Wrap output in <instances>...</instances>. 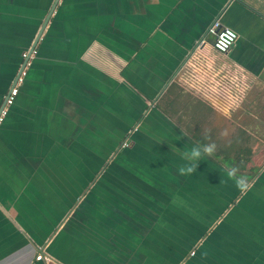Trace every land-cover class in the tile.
I'll use <instances>...</instances> for the list:
<instances>
[{
  "label": "crops",
  "instance_id": "0c3cea01",
  "mask_svg": "<svg viewBox=\"0 0 264 264\" xmlns=\"http://www.w3.org/2000/svg\"><path fill=\"white\" fill-rule=\"evenodd\" d=\"M52 2L0 0V106ZM217 17L237 33L225 54L207 33ZM197 56L243 76L233 108L191 84ZM28 61L0 124V264H183L173 252L199 246L233 202L196 241L183 238L180 191L228 181L181 113L239 108L237 130L264 134V0H58ZM173 84L172 109L161 99ZM88 128L124 133L133 157L123 151L103 175L126 140L102 163L87 157L103 141L77 137ZM132 161L140 173L120 174Z\"/></svg>",
  "mask_w": 264,
  "mask_h": 264
},
{
  "label": "trees",
  "instance_id": "16d2710c",
  "mask_svg": "<svg viewBox=\"0 0 264 264\" xmlns=\"http://www.w3.org/2000/svg\"><path fill=\"white\" fill-rule=\"evenodd\" d=\"M39 24H36V28ZM33 34L34 32L31 33L32 36L29 38V41L33 38ZM26 51L27 50H22L19 59H24L23 53ZM29 65L30 61L26 69ZM176 91V85L173 84L162 95L161 100H163L165 96H168V101L166 102L168 108L173 109L177 105V99L173 97ZM156 105L159 107L161 104L158 102ZM194 105L195 104H192L191 106ZM8 110L9 108H7L4 117ZM190 114L194 117L201 116L200 113L191 108ZM187 122L189 123V119H187ZM215 129L216 128H210L205 131L206 134L201 132L200 129H195L193 132H190L189 135L192 141L197 142L202 148L209 145L212 146V151L208 152V154L212 156L222 168L221 176L224 178L222 182L228 181V183L215 184L214 194L211 191L213 188L210 184H208V188L205 190L193 194L192 191L186 189L180 191L181 193L178 194L180 195V198L178 200L184 201L183 203H186L185 206L187 207H183L186 211L184 210L182 216L178 217V223H183V238H187L186 240L192 238L191 241H196L208 226L207 225L203 228L199 227L200 224H198V222L201 214L215 212V214H212V217L213 219H216L228 207L229 203L233 202V204L199 246L178 247V250L173 253L176 258L178 257V261L187 256L183 264H202V256L212 264H264V171L257 176L260 168L264 164V146L262 149L258 150V156L254 158V160L257 161L256 165L249 166L250 164L247 162L242 163L239 161L242 155H247L246 151H248V148L245 146L248 145V134H246L244 130L238 129L234 136L221 141V136L219 134L218 136H215ZM126 136L127 135L124 133L119 134L118 136L93 134V131L88 128L84 134L77 137L81 141H103V149L92 152L88 151V154L91 153V155L87 158H90L91 156L101 158L102 163H104L108 156L118 145L121 144ZM128 140L122 142L123 148L117 151V156H115L112 164H109L105 171H103V175H109L111 169L114 170L116 168L115 160L121 158L118 155L123 151L128 152V156L133 157L132 152L135 151L132 150L130 154L127 147H125ZM131 159L133 160V158ZM244 159L246 160V158ZM120 170V174L135 176L140 173L141 167H136L132 161L129 166H124L120 168ZM97 181L92 188H90V192H94L96 185L100 184ZM250 182L251 184L248 186ZM200 187L203 188V186ZM243 189L244 192L240 194ZM208 192L212 195L206 197V193ZM224 192H228L229 196L228 193L223 194ZM220 194L221 196L227 197L228 201L220 209H217L215 206L216 200L214 198H220ZM239 194L240 196L238 199L234 201Z\"/></svg>",
  "mask_w": 264,
  "mask_h": 264
},
{
  "label": "built area",
  "instance_id": "2783aa9c",
  "mask_svg": "<svg viewBox=\"0 0 264 264\" xmlns=\"http://www.w3.org/2000/svg\"><path fill=\"white\" fill-rule=\"evenodd\" d=\"M207 33L212 36L211 47L214 52L218 54H225L237 39V33L233 29L223 25L218 17L215 18L209 25L207 28ZM25 55L26 52L23 53L24 57ZM203 62L201 57L197 56L196 62L193 63L194 66L190 68L189 76L191 84L193 82L195 84H199L207 95L211 94L214 95L215 98L217 97L218 100L221 99L224 103V106H226L225 108H233L237 104L238 100L242 97L241 94L245 85L243 82V76H241L238 71L234 70L233 68L229 69L222 66L220 67L218 65L216 67V65L212 64L213 62H211L210 65H207V67H204L205 62ZM28 63L29 61L26 62V65L18 76L16 83L10 88L8 94L5 96V104L0 112V124L8 106H10L14 101L18 87L23 81L25 69ZM208 82H211V85H214L215 89L205 88ZM208 91L210 92L207 93ZM35 258L41 259L42 255L37 254Z\"/></svg>",
  "mask_w": 264,
  "mask_h": 264
},
{
  "label": "rangeland",
  "instance_id": "374dc122",
  "mask_svg": "<svg viewBox=\"0 0 264 264\" xmlns=\"http://www.w3.org/2000/svg\"><path fill=\"white\" fill-rule=\"evenodd\" d=\"M9 107L10 106H8V108ZM186 111H183V113H181V116H184L181 118L184 124H187V119H189V123L192 126L197 127V129H200L201 132L205 134H206L205 131H207V129H210L212 127L216 128L215 136H218L219 134L221 136L220 137L221 141L227 140L229 137L234 136L239 126V121H240L239 115L241 112V111L239 112V108L236 109L234 112L230 113L229 115H223L222 113L215 111L213 114L208 115L207 116L208 118L205 117L203 119H201V117L199 118V117L192 116L189 112V109H186ZM247 137H248V145L245 146L246 148H248V151H246L247 155H242L239 161H241L242 163L247 162L248 164H250L249 166H254L257 163V161L254 160V158L258 156L259 154L258 150L261 149V147L263 146L261 144H263L264 142V134H260V133L254 134V135L248 134ZM209 139H208V142H209ZM125 140H128V136L125 137ZM244 158H246V160ZM214 199L216 200L215 206L217 207V209L218 208L220 209L228 201V198L225 196H221L220 198L218 197ZM213 213L215 214V212H211V213L207 212L206 214H201V216L199 217V222H198V224H200L199 226L200 228H203L210 224V222L213 219L212 217Z\"/></svg>",
  "mask_w": 264,
  "mask_h": 264
},
{
  "label": "water",
  "instance_id": "95a60500",
  "mask_svg": "<svg viewBox=\"0 0 264 264\" xmlns=\"http://www.w3.org/2000/svg\"><path fill=\"white\" fill-rule=\"evenodd\" d=\"M57 3H58V0H53L51 6L49 7V9H48V11H47L44 19L42 20V22H41V24H40V26H39V28H38V30H37V32H36L33 40L31 42V45H30V47H29V49H28V51H27V53H26V55H25V57L23 59V62L21 64V66L19 67V70L17 71V74L14 77V80H13L12 85L10 86V88L12 86H14V84L16 83V80L18 79V76L20 75L21 71L24 69V67L26 65V62L29 60L30 55L34 51V48H35L38 40L40 39L41 34H42V32H43V30H44V28H45V26H46V24H47V22H48V20L50 18V15L53 12V10H54V8H55V6H56ZM10 88H9V90H10ZM4 104H5V98H4L3 103L0 106V112H1L2 108L4 107ZM112 156H113V154L108 158L107 161H109L112 158ZM104 167H105V165L100 169V171H98L97 174H100ZM93 181H94V179H93ZM90 185L91 184H89L88 186H90Z\"/></svg>",
  "mask_w": 264,
  "mask_h": 264
},
{
  "label": "clouds",
  "instance_id": "9594fccd",
  "mask_svg": "<svg viewBox=\"0 0 264 264\" xmlns=\"http://www.w3.org/2000/svg\"><path fill=\"white\" fill-rule=\"evenodd\" d=\"M204 151H206V152H211V151H212V146H211V145L206 146V147L204 148ZM197 155H199V153H198L195 149H193L192 152H191V156L195 157V156H197ZM188 171H191V168H189Z\"/></svg>",
  "mask_w": 264,
  "mask_h": 264
}]
</instances>
